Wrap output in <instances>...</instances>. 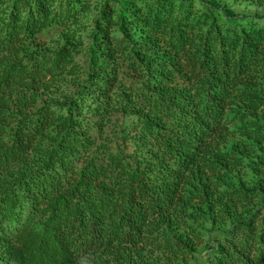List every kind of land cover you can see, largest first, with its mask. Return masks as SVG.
I'll use <instances>...</instances> for the list:
<instances>
[{"label": "trees", "instance_id": "16d2710c", "mask_svg": "<svg viewBox=\"0 0 264 264\" xmlns=\"http://www.w3.org/2000/svg\"><path fill=\"white\" fill-rule=\"evenodd\" d=\"M137 1L101 3L77 89L53 98L74 43L37 36L90 0H0V264H264V178L233 174L264 143L262 19Z\"/></svg>", "mask_w": 264, "mask_h": 264}, {"label": "rangeland", "instance_id": "374dc122", "mask_svg": "<svg viewBox=\"0 0 264 264\" xmlns=\"http://www.w3.org/2000/svg\"><path fill=\"white\" fill-rule=\"evenodd\" d=\"M137 1V0H136ZM195 10H201L200 4L209 3L210 0H192ZM222 7L226 8L233 14L242 15L249 18L250 21L261 20L260 23L264 24V5H259L254 1L248 0H215ZM90 8L86 13H83L79 16L78 19L67 23L65 25H57L53 28H49L40 32L37 36L36 47L39 50L44 52H54L59 50L67 41L74 43L72 47L71 63H73L76 69L75 73H70V71H65L63 77L59 79L51 90L48 91L47 96H54L57 98L60 94L72 93L77 89V80L81 78L79 75L82 69H86L88 45L90 43V33L94 27V19L98 16V11L100 9L101 3L104 0H90ZM138 2V1H137ZM264 50V49H263ZM73 67L70 68L72 70ZM124 67H121L118 70V81L115 85L116 88H133L136 86L137 78L130 72L125 71ZM49 79V77H48ZM80 80V79H79ZM256 80L264 82V67L261 69ZM260 113L257 114V117L264 121V105L260 109ZM251 120V117L248 116L241 119H235L230 123V128H235L240 125L241 122ZM130 123V121H128ZM122 119L119 118L115 120L112 124L105 126L101 137L98 138L96 131H93L94 136H96L98 143H106L108 145L118 144L120 142V130H121ZM239 139V134L236 132L234 135H231L230 140L237 141ZM251 149L244 158V165L235 171L233 174L235 176V184H244L249 187L254 184L259 179L264 178V143L257 144L252 141ZM128 152L131 151V147L127 149ZM257 161L261 163L262 167L258 170L252 169L247 162ZM197 229L198 224H195ZM210 228L209 224H205L198 231L203 232ZM204 250L202 245L197 246L196 254H201Z\"/></svg>", "mask_w": 264, "mask_h": 264}]
</instances>
